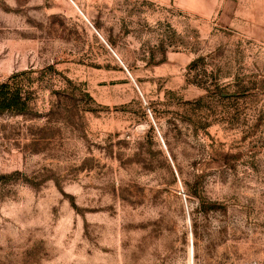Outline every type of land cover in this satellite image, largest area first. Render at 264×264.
<instances>
[{"label":"rangeland","instance_id":"374dc122","mask_svg":"<svg viewBox=\"0 0 264 264\" xmlns=\"http://www.w3.org/2000/svg\"><path fill=\"white\" fill-rule=\"evenodd\" d=\"M192 243L264 264V0H0V264Z\"/></svg>","mask_w":264,"mask_h":264},{"label":"bare ground","instance_id":"6f19581e","mask_svg":"<svg viewBox=\"0 0 264 264\" xmlns=\"http://www.w3.org/2000/svg\"><path fill=\"white\" fill-rule=\"evenodd\" d=\"M190 261L191 264H194V245L192 243V245H190Z\"/></svg>","mask_w":264,"mask_h":264},{"label":"trees","instance_id":"16d2710c","mask_svg":"<svg viewBox=\"0 0 264 264\" xmlns=\"http://www.w3.org/2000/svg\"><path fill=\"white\" fill-rule=\"evenodd\" d=\"M15 105V98H11L9 105L7 108L11 109Z\"/></svg>","mask_w":264,"mask_h":264}]
</instances>
